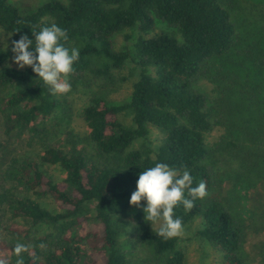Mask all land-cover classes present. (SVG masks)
<instances>
[{"label":"trees","instance_id":"1","mask_svg":"<svg viewBox=\"0 0 264 264\" xmlns=\"http://www.w3.org/2000/svg\"><path fill=\"white\" fill-rule=\"evenodd\" d=\"M234 1L46 0L24 9L0 0V116L9 139L19 134V150L0 169V259L133 264L141 251L151 264H186L179 237L163 239L142 207L129 204L137 174L163 162L188 170L193 186L203 181L208 193L191 210L177 205L175 216L183 225L200 218L199 235L221 253V264H249L247 224L226 187L264 184V36L239 30ZM53 23L67 31L66 47L80 49L67 77L72 88L87 76L114 81L128 63L138 68L122 103L88 92L78 114L84 132L69 127L65 94L52 95L30 67H8L13 40ZM126 110L131 125L119 119ZM151 127L161 134L156 147ZM220 127L219 138L208 140ZM51 165L63 172L60 180L48 173ZM41 194L60 210L43 207ZM17 243L27 246L19 257Z\"/></svg>","mask_w":264,"mask_h":264},{"label":"rangeland","instance_id":"2","mask_svg":"<svg viewBox=\"0 0 264 264\" xmlns=\"http://www.w3.org/2000/svg\"><path fill=\"white\" fill-rule=\"evenodd\" d=\"M12 1L16 2L21 8L27 9L35 8L46 0ZM233 13L239 30L248 31V34H253V37L256 39L264 36V0H236ZM116 40L118 45L124 41L122 35L117 36ZM249 41L251 42V40L243 41L242 44H247ZM125 43L131 45V41H125ZM9 64H11V59L9 60ZM12 66L16 67L14 64ZM137 74L138 68L134 63H128L122 69L115 72L114 81L107 80L105 83L98 78L87 76V78L83 79L82 83L77 84L76 87H71V91L64 96L68 110L71 113L69 127H73L74 130L79 132H84L87 129L78 114L81 107L87 101L90 90H99L110 102L122 103L128 99V95L132 89V82L137 79ZM202 82H204V87L207 90H210L213 86L206 80H202ZM102 84H104V88L101 86ZM131 118L132 114L129 110L119 114V119L126 125L132 124ZM56 122L59 123V120L57 119ZM61 126H58V128L63 129V125ZM221 132V127L214 129L207 136L208 140H217ZM18 135L14 133L10 139L6 136L0 116V169L4 160L9 157V153L19 150L17 142H15L17 141L16 137H19ZM160 138L161 134L151 127V134L149 135L150 144L156 147L159 144ZM135 145H141V141ZM47 171L54 180L58 181L63 177V172L56 165L47 167ZM4 184L0 177V190ZM235 186L236 188L233 191L230 185H227L226 189H230L227 193V198L247 224V238L243 248V255L249 264H264V184L256 186L251 183H236ZM35 198L43 207L52 212L60 210L52 197L47 194L35 195ZM200 227V218H195L193 221L183 225V231L178 236V245L184 252L186 264H221V253L199 235ZM132 263L151 264L146 260L145 253L141 251L136 254Z\"/></svg>","mask_w":264,"mask_h":264},{"label":"clouds","instance_id":"3","mask_svg":"<svg viewBox=\"0 0 264 264\" xmlns=\"http://www.w3.org/2000/svg\"><path fill=\"white\" fill-rule=\"evenodd\" d=\"M31 32V38L21 34L19 39L11 42L13 55L8 67L12 64L17 69L30 67L35 78L48 86L52 95L69 93L72 86L67 77L79 60L80 49L68 48L62 43L68 39L67 31L55 23L31 29ZM3 48L7 51L8 44L5 47L4 43ZM137 175L136 188L130 195L129 204L142 207L144 220L150 222L151 227L159 225L157 235L163 239L178 237L183 231V224L175 216V208L182 205L186 211L191 210L196 200L208 194L205 183L200 181L193 186V176L188 170L176 169L163 162L144 168ZM26 250L27 246L22 243L15 244L13 248L18 257ZM0 264H6L5 260L0 259Z\"/></svg>","mask_w":264,"mask_h":264}]
</instances>
